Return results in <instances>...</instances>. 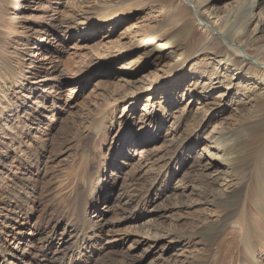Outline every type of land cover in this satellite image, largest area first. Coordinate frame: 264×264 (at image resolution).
Here are the masks:
<instances>
[{
    "label": "rangeland",
    "instance_id": "rangeland-1",
    "mask_svg": "<svg viewBox=\"0 0 264 264\" xmlns=\"http://www.w3.org/2000/svg\"><path fill=\"white\" fill-rule=\"evenodd\" d=\"M213 1V7L222 12L240 0ZM38 2L39 0H14L6 3L9 10L2 20L8 22L9 17L11 26L15 28V35H4L0 28V106L3 107H0V111L4 112L0 132H8L5 136L0 134V139L3 136L9 143L5 144L6 151L0 157V180L4 179V182L0 181V198L3 196L14 203L18 198L16 195H19L20 199L23 198L24 201H18L25 203L26 211H29L25 213L28 218L25 237L31 248L34 247V252L39 256L50 252L49 256L54 259L62 257L66 251L69 255L68 250L80 240L82 244H86V241L94 242V247L98 250L95 261L101 259L100 262L111 257L126 260V263L137 260L133 264H206L211 252L197 253L196 249H204L207 246L210 235L218 227V222L210 220L194 223L196 216L191 212L193 205L198 203L197 197L202 190L201 173L188 166L194 157L205 153H202L201 147L194 145L190 148L187 144L170 152L175 139L183 131L194 128L191 120L195 113L200 107L203 110L202 101L198 102L196 95L197 90H200L196 82L198 79L205 80L206 77L200 75L204 74L203 71L212 69L214 63L211 59L193 55L186 64V82L177 87L169 84L158 86L151 92L145 88L161 73L157 70L161 67L159 61L154 62L151 58L142 73L129 76L128 80L120 77L117 70L134 67L144 48L140 43V40H143L141 38L156 31L164 14L168 13L161 4L163 2H146L142 8L121 18L114 26L105 23L90 34L89 31L73 28L74 24L84 21L79 16L82 11L80 12V4L76 5V0H44L41 7ZM261 6L257 12L264 16V2ZM57 18L67 21L68 30L62 33L61 38L43 40V33L39 32L41 25L54 22ZM256 39V47L264 44V27L256 33ZM162 52L166 54L169 50ZM113 55L119 57L114 59L116 61H113L107 70L99 62ZM220 65L224 67V64ZM65 77L66 81L60 86L59 81ZM54 78H57L59 86L52 81ZM144 84L146 86H143ZM143 88L145 90L138 98L132 95ZM173 90L177 98L171 102L167 96ZM222 92L221 86L216 87L213 97L219 100L218 96ZM243 94L234 96V91H231L225 97L223 105H217L208 112L209 118L203 136L212 131L213 134H218L222 125L234 123L236 119L229 102L234 97H244ZM45 96L47 97L43 100ZM8 98L13 101L21 100L25 105L18 110L8 104ZM53 99L56 106H53ZM148 99L157 108H165V113H160L165 121L159 127L154 125L148 131L147 137L153 142L147 144L145 149V146L130 147L139 136L140 124H127L126 119L129 114L131 119L138 121L143 110L150 108ZM247 100L249 99L245 98L246 102ZM188 102L187 116L190 115V118L185 121L182 120L181 103ZM96 104L98 108L92 116ZM26 105H31L32 110H26ZM104 111H107L109 116L101 119L98 115ZM17 113L23 123L26 120V123L31 124L29 129L20 126ZM36 115L37 119H34ZM27 116L30 117L28 120ZM51 117L54 119L50 121L48 131H38L37 126L45 127ZM5 121L9 127H5ZM14 126H20L18 128H21L24 135L29 132L33 137L37 136L41 142L32 140L41 150L38 157H35L37 162H34L39 170H36V165L30 167L35 172L33 175L26 172L28 165H21L22 162L16 157L15 145H11V129ZM98 128H101L100 132L92 140L91 135ZM124 130L130 136L124 144L130 141V150L134 148L137 151L133 159L126 161L128 164L114 168L110 163L114 159V145ZM261 164L264 168V160ZM255 170L249 175L255 178L250 179L254 180L255 188L252 187L249 192L253 198L251 209L257 221L256 236L259 242L263 243L264 173H260L258 168ZM210 172V180L219 173L212 168ZM231 178L235 180L234 176ZM223 179V176L219 178L218 185L224 186L226 182ZM256 189L258 193L253 192ZM84 197L88 200L86 216L91 219L90 223H93L92 220H98L105 211L102 219L105 224L103 229L92 227L91 224L84 229V226L76 221L80 213L79 202ZM161 227L169 229L171 234L155 240L153 232ZM64 228L66 229L63 230ZM52 230H57L58 235L64 231L66 233L63 240L67 244L64 247H56V253L55 250L48 251L54 249L47 238ZM84 230L87 235L85 242L81 240L80 233ZM30 232L34 235H30ZM124 232L133 233L131 238L137 237V232L150 239L146 240L140 236L141 247L124 257L127 246L132 244V241L125 239L121 240L123 244L117 243V237ZM32 237H35L34 243ZM262 251L264 248L259 250ZM262 256L259 260H263L264 264V255ZM80 257L81 254L76 253L73 260L67 264H85L79 263Z\"/></svg>",
    "mask_w": 264,
    "mask_h": 264
},
{
    "label": "bare ground",
    "instance_id": "bare-ground-1",
    "mask_svg": "<svg viewBox=\"0 0 264 264\" xmlns=\"http://www.w3.org/2000/svg\"><path fill=\"white\" fill-rule=\"evenodd\" d=\"M13 1L14 0H0V28L2 29V33L7 36L15 35V28L11 26L9 17L8 22L3 21L2 17L8 14L9 9L6 3ZM43 1L44 0H39L38 5H40V7ZM76 1V5L80 4V12L82 11L79 16L83 18L84 21H80L78 24L76 23L77 25L74 24L73 28L77 27L79 31H89L88 33L90 34L92 31L96 32L102 24L110 23L114 26L116 23L120 22L121 18L129 16L134 11L142 8L143 4L146 2L152 3L159 0ZM160 1L163 2L161 4L164 6L165 11L168 12L167 15L164 14L156 31L141 38L143 40H140V43L144 48L143 52L138 56L134 67L130 69L121 68V70L119 69L117 71L120 77L128 80L130 77L142 73L147 61L151 58H153L154 62L159 61L161 67L157 70L161 73L159 75L157 74L156 80L145 88L152 92L158 86L164 87L169 84L171 86L173 85L172 87H177L181 83L186 82L188 77H186L187 73L185 68L191 56L196 55L202 56L203 59L206 60L211 59L214 63L213 68L203 71L204 74L200 75L206 77L204 81L198 79L196 82V86L200 87L196 95L198 102L202 101L203 110L201 107L199 110L202 111V113H199V111L195 113L194 118L191 120V124H193L194 128L192 130L183 131L179 137L175 139L170 153H172L173 150H178L185 144L190 148L194 145L201 147L202 153H205V155L202 154L194 157L193 161L188 163V166H191L193 170H197V173H201L200 181L202 190L197 197L198 203L193 205V211L191 212L193 216H196L194 223L196 224L197 222L199 224L202 222H209L210 220L218 222V227L216 231L210 235L207 246L204 249H196L197 253H202L204 251H206V253L207 251L211 252L206 264H263V260L260 261L259 259H262L264 251L259 252V250L264 248V242L260 243L256 236L257 233L255 229L257 221L251 209L253 198L249 192L250 189L252 190V187L255 188V178L249 177V175L251 172L256 171V168L259 169L260 173H264V168L261 164L264 160V44L258 47L254 45L257 43L256 33L264 27V16L257 12V10L262 7L261 5L264 1L240 0L232 7L222 12H218L214 8L215 6L213 7L215 4L213 0ZM92 7H98L99 9L96 10ZM54 20V22H50L47 25H41L39 32L43 33V40L45 39L47 41L49 38H61L62 33L68 30L67 21L62 20V18ZM252 25L253 27H251ZM161 50H169V52L165 54ZM118 57L119 55H113L112 57L110 56V58L100 60L99 63L103 64L108 70L114 63L113 61H116L114 59ZM221 63L224 64V67H220ZM241 75H243V77H240ZM56 79L57 78H54L52 81L55 82V85L59 86ZM234 80L237 81L234 82ZM65 81L66 77L62 78L59 81L60 86H62ZM143 86L146 85L144 84ZM219 86L223 88V92L218 96V98H220L218 100L213 97V91ZM145 89L137 90V93H132V95L138 98ZM174 90L171 91L170 95H165L169 97L171 102L177 98V94ZM231 91H234V96L244 93V97H234V99L229 102L236 120L234 123L222 125L218 134H213L212 131L207 136H203V130L209 118L208 112L212 111L217 105H223L225 103V97L228 96ZM46 97L47 96H45L43 100ZM245 98L249 99L247 100L248 102L245 101ZM6 101L18 110L24 104L21 100L13 101L8 98ZM189 102L187 104L181 103V107H183L182 120L185 121L190 118V115L187 116V114H189ZM52 103L53 106H56L54 99ZM176 104H178V102H176ZM30 106L31 105H26V110H32ZM148 106H150V108H145L143 110V114L140 115L138 121L135 118L131 119L128 114L126 119L127 124H140L138 141L136 140L135 143L131 142V145L129 143L130 141L124 144V141L130 137L126 133V130H124L123 134L116 139L114 145V159L110 162L114 168L120 165H126L128 164L126 162L128 159H133V155L136 153L137 149L133 148L130 150V147L135 145V147L145 146L143 148L145 149L147 144L152 143L153 141L147 137L148 131H150L154 125L159 127L161 123L165 121L163 116H160L161 111L165 113V108H162V110L159 109L162 106H158L157 108L149 99ZM40 107H42V105H40ZM94 108L95 110L92 112V116L96 113V109L98 108L97 104ZM111 108H113V106ZM3 116L4 112L1 113L0 111V122ZM16 116L18 117L19 114L17 113ZM88 116H86V119H88ZM99 116L103 119L105 116H109V113L104 111L100 113L98 117ZM28 118L30 117L27 116L26 119L28 120ZM33 118L37 119V115ZM51 118L45 127L42 125L37 126L38 131H48L47 129L49 128L50 121L54 119L53 117ZM20 119L19 116L18 121L20 126L29 129V125L31 124L26 123V120L23 123ZM88 121L92 122L91 120ZM3 124L5 127H9L6 121ZM20 126H14L11 129V134H13V136L10 134L13 140H11V145H15L14 150L16 151V157L22 162L21 165H28L26 172L33 175L35 172L30 169V167L36 165V163H34L37 162L35 157H38V153L41 150L32 140L39 143L41 142L37 136L34 135V137H36L34 138L33 134L30 135L29 132L27 135L22 134L21 128H18ZM195 128H197V130H194ZM100 129L101 128L94 130L91 135L92 140L95 135L99 134ZM0 134L5 136L8 132L1 130ZM3 136H1L0 139V143L2 144V146H0V157H2V154L6 151L5 144H9L2 138ZM27 136L29 137L28 139ZM40 137L42 138V136ZM44 138L43 142H45ZM210 168L219 172L211 180L209 179L211 177ZM36 170H39L37 165ZM0 173H2V170H0ZM24 175L26 176L25 173ZM221 176L224 177L223 180L226 182L224 186L218 185V180ZM233 176L235 180L231 178ZM250 179L254 180L250 181ZM0 181L4 182V179ZM84 192L82 194H84ZM253 192L256 193L257 189ZM16 196L18 198H15V203L13 200H9L3 196L0 198V264H67L68 261L71 262L73 260L76 253H79V255L81 254V257L78 259L79 263L82 262L85 264H92L94 262V264H133V262H137V260H134L132 263H126V260L111 257L102 262H100L101 259L95 261L98 250L94 247V242L86 241L87 235L85 230L80 232L82 236L81 240L87 243L82 244L79 240L77 245L68 250L69 255L67 251L64 252L66 254L63 256L61 255L62 257L54 259L52 258L53 256H49L50 252L43 253L41 256L37 255L33 250L34 247L31 248V245L25 237V226L28 222L25 213L29 211H26L25 203H19L23 198L20 199L19 195ZM133 199H131V201ZM79 203H81L80 213L76 221L83 225L84 229L88 228L87 226H89V224H91L90 226L92 227L103 229L105 224L102 219L104 218L105 211L98 220H92L93 223H90L89 221L91 219L89 218V220L86 216L88 200L84 197ZM127 205L126 202V207ZM72 215H74V213ZM65 229L66 228L63 230ZM52 231L50 235H47V238L50 239L54 249L51 248L48 251L55 250L54 253H56V250L58 251V248L55 249L56 247L66 246L67 242L63 240L66 233L64 231L58 235L57 230ZM153 233H155V240H158L159 238H166L169 236L171 231L161 227L157 228ZM135 234L138 235V238H131L133 233L128 234L124 232L119 234L116 239L118 241L117 243L125 239V241L130 240L132 244H134L133 246L132 244L127 246V251L123 253L124 257H127L131 252L141 247L140 244L142 240L139 237L142 236V234L137 232ZM30 235L33 236L34 233L30 232ZM142 238L146 240L150 239V237L148 238L147 236H142ZM34 241L35 237H32V243H34ZM224 241L226 242L224 243ZM261 244H263L262 247ZM23 245H25V247H23ZM117 247L119 248V245H117ZM76 248L79 249L76 250ZM34 253L36 256H34ZM86 253H88V255H86Z\"/></svg>",
    "mask_w": 264,
    "mask_h": 264
}]
</instances>
